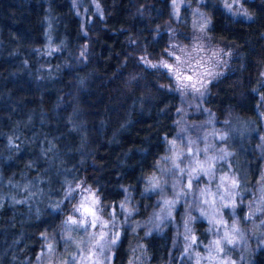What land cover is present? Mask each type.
Returning a JSON list of instances; mask_svg holds the SVG:
<instances>
[{"label":"clouds","instance_id":"9594fccd","mask_svg":"<svg viewBox=\"0 0 264 264\" xmlns=\"http://www.w3.org/2000/svg\"><path fill=\"white\" fill-rule=\"evenodd\" d=\"M81 2L71 0L76 16L83 20L88 6L81 10ZM152 2L135 0L132 18H148L151 42L158 44L166 33V46L153 53L143 34L132 33L124 25L119 31H129L126 42L132 49L121 59L120 67H126L129 60L134 65L122 86L137 95L140 115L151 119L154 114L155 104L145 111V101L153 100V88L175 98L164 102L156 113L155 128L160 130L158 143L163 152L152 161L154 170L136 178L141 182L139 196L155 194L154 201L144 203L146 214L141 215L136 183L123 180L125 170L135 168V162L130 163L134 152L140 162L150 155L151 132L143 137L142 145L121 147L113 155L114 162L106 166L97 159V145L106 144L108 154L122 141L116 139L115 132L104 134V121L94 136L91 128L95 121L75 112L68 115L64 120L67 133L78 134L70 143L65 142L67 136L61 140L41 133L27 135L25 129L34 127L31 115L13 121L10 130H0L5 142L0 149V219L10 211L6 230L17 231L5 241L0 264L5 258L8 264H114L126 236L121 264H152L149 243L154 236L165 239L169 227L173 231L166 241L167 258L161 255L156 264H256V256L264 252V54L255 57L256 74L245 84L243 45L209 31L213 18L202 7L208 0H167V15L156 23H151ZM219 4L233 23L251 25L257 20L244 0H219ZM88 5L91 15L101 22L111 15L102 0H88ZM54 19L43 17L45 50L32 49L39 55L50 57L67 47V37L53 43ZM81 34L90 36L83 23ZM18 53L19 48L14 49L13 55ZM89 54L88 43L70 53L77 64L85 63ZM235 59L241 62L236 64ZM23 63L28 66L27 60ZM63 66H69L68 59ZM59 67L49 70L48 76ZM87 80L81 75L76 85L83 88ZM133 82L139 85V92ZM248 93L255 98L251 115L238 107ZM134 123L129 112L119 129L131 131L129 126ZM26 149L32 150V157L23 162L19 172L6 174L5 167L11 169ZM257 161L260 166L253 183L250 166ZM89 169L95 170L91 178ZM112 169L115 179L121 181L112 188L122 193L116 200L105 195L110 184L105 172ZM198 224L205 226L200 229ZM40 225L45 226L37 230ZM37 242L39 249L33 257L30 246Z\"/></svg>","mask_w":264,"mask_h":264},{"label":"trees","instance_id":"16d2710c","mask_svg":"<svg viewBox=\"0 0 264 264\" xmlns=\"http://www.w3.org/2000/svg\"><path fill=\"white\" fill-rule=\"evenodd\" d=\"M245 5L255 12L257 20L255 23L248 25L243 23H233L232 19L221 11L219 0H208L205 6H202L213 18V25L209 31L218 36H222L226 41H235L243 45L242 51L246 52L247 76L245 84L249 83V77L256 74L255 57L264 54V3L262 0H244ZM106 13L108 15L106 22H101L98 16L91 15L92 8L88 5V0H82L79 4L81 7L88 6V14L82 20L76 16L75 9L72 7L71 0H0V130L8 131L13 125V121L26 119L31 115L34 119V127L31 131L25 129L27 135H35L41 133L49 138L59 137L61 140L70 143L73 136L78 134H68L65 128V118L77 113L90 122L95 121V127L91 128L92 134L95 136L100 122L104 121V134L110 136L116 133V139L121 140L122 144L114 146L111 153L106 154L107 145H97L99 152L97 159L106 162V166H110L113 161V155L119 152L121 147L134 145H142L143 137L151 132V149L150 155L140 162L141 158L137 157L135 152L131 162H135V168L132 171L125 170L124 181L136 183L137 198L141 199V215L146 214L143 210L144 203L151 204L153 197H140L139 192L141 182H137V177L141 172H149L154 170L152 161L157 158L158 154L163 152V146L158 143L159 131L155 128L156 113L160 106L166 101L174 100V97L166 96L158 93L153 88L150 95L152 101H145V111L153 107V116L151 119L140 115L137 106V95L126 92L123 88V82L133 69L134 65L131 60L129 64L121 68V59L127 57L132 50L126 42L129 31H119L121 25L131 29L132 33L143 34L145 36L144 43L149 46V50L156 53L161 47L166 46L167 34L165 33L158 44L151 42V33L147 27L148 18L137 16L132 18V11L135 6V0H102ZM78 5V6H79ZM51 9V11H47ZM152 12L151 23L158 22V19L165 18L167 15V0H153L150 5ZM164 16L161 17L160 13ZM51 15L55 17L53 20V43L59 44L60 41L67 37V47H62L60 52L53 53L52 56L39 55L32 51L33 48L39 47L41 51L45 49L43 46L47 43L44 36L46 27L43 17ZM92 20V24L88 25L87 21ZM85 25L86 30L90 33L89 37L81 34V25ZM115 30V31H114ZM183 38V37H181ZM90 44V54L85 63L77 64L74 56L70 53L74 52L79 45ZM19 48V53L13 55L14 49ZM69 60V66L64 67V60ZM28 61L25 67L23 61ZM241 61L235 59L234 63L239 64ZM46 65L45 69H41V65ZM56 66H60L58 71H52L49 77V70H53ZM46 78L41 80L39 76ZM87 76V84L81 88L76 85V80L81 76ZM152 78L149 77V80ZM132 87L139 92V85L133 82ZM222 94L224 90L221 89ZM231 89H229V96ZM235 102V97H231ZM255 98L250 93L243 105H238L242 113L254 114ZM132 113L134 125L128 129H119V123ZM41 120H48L46 124H41ZM4 140L0 139V149L3 148ZM37 141V146H39ZM8 153L5 152V155ZM33 152L26 149L13 163L12 168L5 167L7 174L10 170L19 172L26 159L31 158ZM260 162L252 169L253 183L258 175ZM95 170L89 169V178L92 177ZM35 175V172L32 173ZM105 179L110 181L109 190L105 193L106 197L112 200L119 199L122 193L113 191L115 184L120 183L115 179V170L105 172ZM249 195V194H248ZM10 211L6 210L0 219V225H4V229H0V251L6 240L12 238V233L6 230L8 224L7 217ZM45 225H40L37 230H42ZM170 227L166 233L165 239L160 240L155 236L149 243V247L153 252V262L159 260L161 255L167 258L168 247L166 241L170 240ZM127 244V236L125 237L120 250L117 252L114 264H121L125 257L124 247ZM23 245H21L22 247ZM39 249V243L30 246V252L33 257ZM264 261V252L256 256V264ZM4 264H8L7 258Z\"/></svg>","mask_w":264,"mask_h":264},{"label":"rangeland","instance_id":"374dc122","mask_svg":"<svg viewBox=\"0 0 264 264\" xmlns=\"http://www.w3.org/2000/svg\"><path fill=\"white\" fill-rule=\"evenodd\" d=\"M78 7H80L81 10H83V8H84V7H81L80 5H79ZM184 11H185L186 14H188V10H187V9H185ZM80 18H81V17H80ZM84 18H85V16H84ZM84 18H83V19H84ZM186 42H187V41H186ZM250 195H251V194H249V195L247 194V197H250ZM152 196H153V197L151 198V200H152V202H153L154 199H155V194H152ZM181 210H182V209H181ZM240 214L243 215V210L240 211ZM177 217L179 218V211L177 212ZM204 226H205L204 224H198V228H200V229H202ZM172 231H173V229L170 227V232L172 233Z\"/></svg>","mask_w":264,"mask_h":264}]
</instances>
